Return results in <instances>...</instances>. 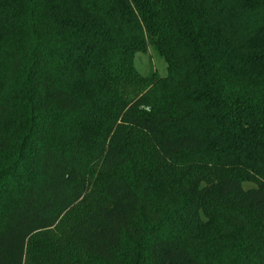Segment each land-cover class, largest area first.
<instances>
[{"label":"trees","instance_id":"trees-1","mask_svg":"<svg viewBox=\"0 0 264 264\" xmlns=\"http://www.w3.org/2000/svg\"><path fill=\"white\" fill-rule=\"evenodd\" d=\"M0 45V264H213L158 235L175 198L186 236L264 221V0H0Z\"/></svg>","mask_w":264,"mask_h":264},{"label":"rangeland","instance_id":"rangeland-1","mask_svg":"<svg viewBox=\"0 0 264 264\" xmlns=\"http://www.w3.org/2000/svg\"><path fill=\"white\" fill-rule=\"evenodd\" d=\"M1 48V45H0ZM133 66L141 77H147L150 73L156 72L158 77H164L167 73L166 63L160 59L150 48L146 53H136L133 58ZM0 78L13 80L8 75L5 66L0 63ZM7 90L0 84V99ZM245 189L252 187L249 183H243ZM165 219L161 224V231L158 235H176L180 243L185 246L194 256L204 262L213 264H229L234 257L242 259V254L248 241L260 240L264 235V221H259L248 214L246 210H224L218 211L221 219L205 222L194 234L186 236L180 228L179 218L175 213L179 208L177 199H170L162 206ZM232 224H238L234 227ZM242 224V226H241ZM148 227L143 223V228ZM148 234H144L145 238ZM147 240V239H146ZM132 249V250H131ZM134 251V245L127 239L123 240L121 257L129 258Z\"/></svg>","mask_w":264,"mask_h":264}]
</instances>
